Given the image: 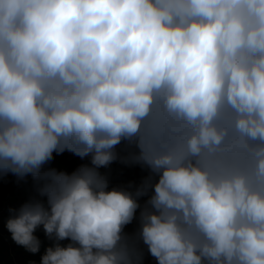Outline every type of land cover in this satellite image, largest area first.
<instances>
[{
    "label": "clouds",
    "instance_id": "clouds-1",
    "mask_svg": "<svg viewBox=\"0 0 264 264\" xmlns=\"http://www.w3.org/2000/svg\"><path fill=\"white\" fill-rule=\"evenodd\" d=\"M65 151L90 163L45 169ZM118 159L147 172L134 190L100 171ZM7 173L35 181L5 226L31 253L42 226L40 264H143L145 247L264 264V0H0Z\"/></svg>",
    "mask_w": 264,
    "mask_h": 264
},
{
    "label": "trees",
    "instance_id": "trees-1",
    "mask_svg": "<svg viewBox=\"0 0 264 264\" xmlns=\"http://www.w3.org/2000/svg\"><path fill=\"white\" fill-rule=\"evenodd\" d=\"M84 163H90V159L86 158L81 160L74 154L65 151L62 154L54 153L53 159L45 165V169H57L56 167H61L68 173H71ZM52 165H54V167ZM100 171L102 173H107L110 180L116 182L119 187L123 188H135L140 184L142 178L147 175V172L139 165L124 164L121 163L119 159L111 163L107 168H101ZM0 193L2 200L8 197H18L22 203L27 202L37 195L35 191V181L30 175L19 180L11 173L0 175ZM45 249L46 248L41 249L37 254L38 259H41Z\"/></svg>",
    "mask_w": 264,
    "mask_h": 264
},
{
    "label": "rangeland",
    "instance_id": "rangeland-1",
    "mask_svg": "<svg viewBox=\"0 0 264 264\" xmlns=\"http://www.w3.org/2000/svg\"><path fill=\"white\" fill-rule=\"evenodd\" d=\"M54 167V165H52ZM58 171H65L64 168L56 167ZM109 187H119L116 182L109 179ZM129 190H134L135 188H127ZM146 197L141 198V203H143ZM46 203V201H45ZM22 201L18 197H8L2 200V196L0 193V264H30V262H34V264H40L41 259H38L37 254L41 249L51 246L53 241L49 240L42 226L37 228L34 235L38 237L40 240V248L36 253H31L26 250L23 246L16 244L12 238L10 232L7 230L5 224L8 217L11 215L9 209H19L22 205ZM138 215V214H137ZM138 228V219H134L133 222L125 227V232L132 234ZM61 244L68 243L67 240L61 241ZM31 256V257H29ZM143 264H156L154 258H152L146 250L145 247V257Z\"/></svg>",
    "mask_w": 264,
    "mask_h": 264
}]
</instances>
